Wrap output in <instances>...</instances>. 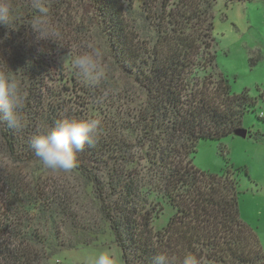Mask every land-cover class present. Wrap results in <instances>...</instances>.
<instances>
[{
  "label": "trees",
  "instance_id": "trees-1",
  "mask_svg": "<svg viewBox=\"0 0 264 264\" xmlns=\"http://www.w3.org/2000/svg\"><path fill=\"white\" fill-rule=\"evenodd\" d=\"M125 1L43 0L48 14L40 17L31 0H14L19 15L11 28L0 23V71L17 70L26 96L23 127L0 124V151L16 162L37 159L30 137L38 128L64 118L99 121L72 169L97 206V221L79 218L82 208L68 187L49 191L42 177L25 181L0 162V264H66L52 261L57 252L94 245L107 232L123 264H153L157 253L172 264L185 254L198 264H264L261 240L241 214L242 169L228 166L216 174L194 163L201 140L236 135L256 111L251 96L233 93L227 76L215 72L218 0H147L153 41L131 26L134 8ZM235 1L253 0H226ZM75 2L87 7L97 26L67 18ZM41 20L53 38L37 40L31 26L40 27ZM92 27L139 90V100H131L137 106L117 117L93 116L86 104L66 103L64 94L48 100L61 38L76 39ZM156 221L164 225L155 228Z\"/></svg>",
  "mask_w": 264,
  "mask_h": 264
},
{
  "label": "rangeland",
  "instance_id": "rangeland-1",
  "mask_svg": "<svg viewBox=\"0 0 264 264\" xmlns=\"http://www.w3.org/2000/svg\"><path fill=\"white\" fill-rule=\"evenodd\" d=\"M146 1L126 0L125 2L132 4L134 8L132 18L135 21L131 26L140 28L137 29V33L141 38L153 41L154 25L146 18L144 12ZM157 1H155L156 5ZM213 16L215 41H212V51L217 53L215 72L217 74L222 72L227 76L233 93L246 92L255 100L256 111L246 115L244 128L252 133L264 134V118L258 117V115L262 117L260 112H264V0L233 3L218 0ZM68 17L81 18L85 26H97L94 15L89 13L82 3L75 2ZM79 40L81 43H78ZM106 44L103 34L96 27H92L89 34L77 36L76 39L61 38L55 57L58 76L48 84L51 88L48 100L52 102L56 94L58 97L64 94L66 103L72 105L75 101L86 104L89 110L92 109L89 113H95L93 116L115 112L117 117L126 106L129 107L130 104L131 107L137 106L131 100L136 98L139 100V90L135 82L121 72ZM96 52H99L98 66L103 71L104 77L97 85L89 86L76 72L73 60L80 55ZM120 95H126L128 98L123 97L119 100ZM262 139L257 140L251 135L246 137L231 135L220 140L203 139L198 146L194 163L201 170L216 174L225 172L228 166L242 169L241 214L257 232L264 249V138ZM0 162L25 181L42 177L46 182L44 187L46 186L49 191H60L68 187L69 191L71 189L74 192L82 208L79 218L91 222L99 220L95 202L82 193L84 186L72 170L46 168L38 158L16 162L2 151H0ZM153 225L155 228H160L164 222L156 221ZM110 235L109 232L105 233L91 246L57 252L52 261L66 264H94L101 251H113L116 254L117 264H123L121 251Z\"/></svg>",
  "mask_w": 264,
  "mask_h": 264
},
{
  "label": "clouds",
  "instance_id": "clouds-1",
  "mask_svg": "<svg viewBox=\"0 0 264 264\" xmlns=\"http://www.w3.org/2000/svg\"><path fill=\"white\" fill-rule=\"evenodd\" d=\"M31 7L40 17H46L48 8L43 0H31ZM19 8L14 0H0V23L11 28V24L19 15ZM32 25L37 34V40L53 38L54 33L43 26ZM99 52L83 54L73 60V67L82 80L89 86L97 85L104 77L98 66ZM24 85L17 76V70L0 71V124H6L9 129L20 130L23 127L21 110L25 100ZM99 121L95 119L59 120L54 126L38 128L30 137V146L46 168L53 170L70 171L77 166L78 153L90 143ZM94 264H117L116 254L113 251H101ZM153 264H172L164 253H157ZM179 264H198L194 255L185 254Z\"/></svg>",
  "mask_w": 264,
  "mask_h": 264
},
{
  "label": "water",
  "instance_id": "water-1",
  "mask_svg": "<svg viewBox=\"0 0 264 264\" xmlns=\"http://www.w3.org/2000/svg\"><path fill=\"white\" fill-rule=\"evenodd\" d=\"M235 134L246 137L248 135V130L246 128L238 129V130H236Z\"/></svg>",
  "mask_w": 264,
  "mask_h": 264
},
{
  "label": "built area",
  "instance_id": "built-area-1",
  "mask_svg": "<svg viewBox=\"0 0 264 264\" xmlns=\"http://www.w3.org/2000/svg\"><path fill=\"white\" fill-rule=\"evenodd\" d=\"M262 115H264V113H262Z\"/></svg>",
  "mask_w": 264,
  "mask_h": 264
}]
</instances>
